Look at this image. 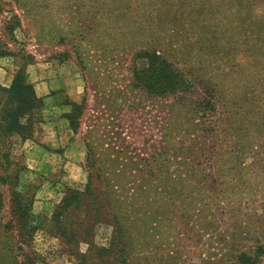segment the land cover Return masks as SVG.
Segmentation results:
<instances>
[{"label":"rangeland","instance_id":"374dc122","mask_svg":"<svg viewBox=\"0 0 264 264\" xmlns=\"http://www.w3.org/2000/svg\"><path fill=\"white\" fill-rule=\"evenodd\" d=\"M160 1L0 0V87L20 72L43 104L30 139L0 136V264H109L111 254L99 257L98 248L110 243L111 214L127 264H239L241 255L264 264V125L249 127L251 140L230 136L244 128V112L258 110L255 96L264 91V50L236 40L254 25L248 1L239 14L228 11L237 0L215 6L228 43H239L232 69L189 44L174 47L178 28L160 20L161 30L155 17L160 7L172 20L174 0ZM215 2L191 13L193 21L212 20ZM156 44L162 63L178 71L179 88L150 95L134 87L133 71L146 64L142 49ZM209 83L221 99L212 120H229L228 131L190 149L198 140L186 103L204 98ZM71 104L79 108L76 126L67 119ZM105 130L116 148L121 139L139 158L158 154L151 175L139 171L145 163L127 169L121 155L109 154ZM96 133V142L86 137ZM85 142L98 149L91 167ZM88 172L99 173L92 181L110 223L93 224L85 241L64 239L51 215L66 189L84 190ZM12 209L24 210L25 229L16 228Z\"/></svg>","mask_w":264,"mask_h":264},{"label":"trees","instance_id":"16d2710c","mask_svg":"<svg viewBox=\"0 0 264 264\" xmlns=\"http://www.w3.org/2000/svg\"><path fill=\"white\" fill-rule=\"evenodd\" d=\"M209 1L212 0H174L173 4H169L171 9L175 11L173 13L172 20L168 19L167 16L164 15L160 7L157 8L158 14L155 15V17L161 30L164 27L160 25V20L162 25H167L168 27L174 25L178 28V31H185V33L183 32L181 35L177 33V30L173 31L176 34L175 40H173V42L171 40L174 47H177L179 44H183L182 46L189 44L192 49V53L197 56H219L221 58H218V61L221 62L224 60L227 67L231 66L233 63L239 43L241 46L246 47L247 50L252 48L255 49V51L262 50L263 54L264 0H247V9L252 12V14H250L251 20H248V26L254 25L252 26V30H244L240 36L238 35V38L236 39L239 41L238 44L232 43L231 45L228 41L233 38L231 34L226 36L227 33H224L223 30L224 26L221 25V20L225 19H215L214 16L215 6L217 3H220V0L214 3V7L211 12L213 15V17H211L212 20L199 17L193 21L192 14L199 15L201 10H206L209 6ZM241 1L242 0H237L236 3H233L232 6L228 7V11H236L238 12L237 14H239L242 10ZM227 2L228 0L224 3ZM19 5L20 4H18V6ZM160 5L166 6V2L161 0ZM162 17L164 18L162 19ZM237 24L238 27H241L243 21ZM188 26L190 27L188 28ZM159 48L160 47L156 44L148 45L142 49L143 52L140 57L145 59L146 64L143 68L133 71L135 79L134 84H136L134 87L144 92L146 91L150 95H156L155 92H159L157 90H160V92L164 94L172 91L173 89L177 90V88H179L177 79L180 75L178 74V71L162 63L164 62L162 57L163 52L159 51ZM210 60L214 61V59ZM218 68L220 67L216 65L214 69L217 70ZM229 68L232 69L233 67L231 66ZM170 76L174 82H170ZM208 85L210 88L207 90V87L205 86L207 91H205L206 93L204 98L194 102L188 101L186 103L189 105L188 112L191 113L190 121L194 119L196 120V122L189 125L191 127V131L193 130L192 132L195 133L194 140H198L196 144L192 143L190 149L197 144L199 145L202 141L211 140L217 133H221L222 135L226 134L225 131L227 130L229 120H226L223 125L212 120L216 110V105H219L221 101L219 95L220 92L216 90V86H214V84L209 83ZM214 97H216V99L212 100ZM255 97L259 99L255 102L254 106L258 110L255 113L252 111L244 112V115H246V117L243 116L244 128L236 126L233 134L230 136L237 138L243 137V141L251 140L252 137L249 132V129L251 128L249 127L264 125L263 108L262 110L260 109L264 102V91L261 90ZM42 106V99L35 94L33 86L25 81L22 73L17 72L13 76L8 87H0V136L16 135L21 140L30 139L33 128L32 115ZM70 106L73 108V115H69L67 119L69 124L76 126L78 125L77 121L79 113L77 110H79V108L74 104H71ZM236 121L239 122L238 120ZM233 123L238 125L235 122ZM234 124L231 123L229 126ZM112 135L113 133L109 130H105L102 134V136L107 139L110 144H112L109 145L107 149L109 154L118 156L121 155L124 161L123 164L127 166V169H133V166L140 167V165L145 163L143 168L139 171H142V173L146 176L151 175V172H149L152 168L151 163L157 159L158 154L154 153L148 155L146 158H139L138 155L130 154L127 151V146L123 145L124 142H122L121 139L119 140V142H121L120 146L118 145V148H116L113 143L117 141V138H113ZM114 135H116V133ZM98 136V133L94 135H86V137L90 138V141L91 139L95 141ZM112 140L114 142H111ZM85 149V160L91 167L94 164V161H96L99 157V154L94 152L98 149L96 147H91L87 142H85ZM91 157L93 159H91ZM167 166V163H165L162 167H160L159 171L166 173ZM92 178L95 180L99 179V173L96 174V177H92L91 172L87 173L86 184L82 192L66 189L60 201L54 208L51 220L55 229L59 231L60 235L63 236L64 239L65 236L70 240L77 237L80 241H85L86 238H88L93 224L98 222L110 223V220L107 218L110 214L109 212H106L108 207L104 208L102 203L103 192H101L100 189H97L92 181ZM18 209L17 211L12 209L10 213L16 222V228H18V230H23L27 227L24 221V217L26 216L24 210L20 211ZM72 212H77L80 216L82 215L81 217L78 216V222L69 221L68 217L72 214ZM110 216L113 226L110 243L108 244V247L98 248V256L102 257L103 253L109 252L111 255L106 258L112 264H127L125 254L123 252L124 243L121 240V229L117 224L115 217L112 214ZM238 262L239 264H255L249 257L244 255L238 257Z\"/></svg>","mask_w":264,"mask_h":264},{"label":"crops","instance_id":"0c3cea01","mask_svg":"<svg viewBox=\"0 0 264 264\" xmlns=\"http://www.w3.org/2000/svg\"><path fill=\"white\" fill-rule=\"evenodd\" d=\"M8 83V81H6ZM5 83V82H4ZM58 142H61V137H59Z\"/></svg>","mask_w":264,"mask_h":264}]
</instances>
